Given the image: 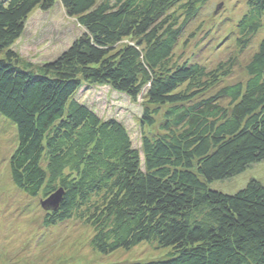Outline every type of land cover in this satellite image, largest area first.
I'll return each instance as SVG.
<instances>
[{
  "label": "trees",
  "instance_id": "obj_1",
  "mask_svg": "<svg viewBox=\"0 0 264 264\" xmlns=\"http://www.w3.org/2000/svg\"><path fill=\"white\" fill-rule=\"evenodd\" d=\"M207 1L0 0V117L16 131L11 180L30 198L62 190L47 226L83 222L103 256L140 244L168 250L164 260L123 264H264V186L210 189L264 161V0H247L233 30L241 51L263 33L247 80L203 98L220 71L177 63L174 52ZM57 2L82 34L53 61L23 65L11 47L34 10ZM83 85L142 98L146 127L165 108L162 133L134 148L123 124L74 98Z\"/></svg>",
  "mask_w": 264,
  "mask_h": 264
},
{
  "label": "rangeland",
  "instance_id": "obj_2",
  "mask_svg": "<svg viewBox=\"0 0 264 264\" xmlns=\"http://www.w3.org/2000/svg\"><path fill=\"white\" fill-rule=\"evenodd\" d=\"M246 1L208 0L183 27L174 61L181 64L190 60L210 72L220 71L216 89L204 93L203 98L214 95L223 86L244 83L248 78L245 65L257 50L263 33L243 51L235 42L233 30L246 11ZM82 32L76 20L69 18L57 2L49 11L34 10L28 16L24 31L11 50L23 65L38 67L53 61ZM74 98L100 118H112L123 124L136 149L140 147L141 136L162 133L159 127L165 108L153 116L155 124L146 127L141 123L142 98L132 102L106 86L87 85H83ZM150 110L153 112L154 107ZM15 133L12 124L0 117V264H123L167 258V249H156L152 244H140L131 250L103 256L91 248L93 233L83 222L73 219L47 226L45 220L49 211L40 205L45 200L43 196L30 198L11 180L8 159L16 144ZM252 179L264 186V161L252 165L231 181L213 182L210 189L235 194Z\"/></svg>",
  "mask_w": 264,
  "mask_h": 264
},
{
  "label": "water",
  "instance_id": "obj_3",
  "mask_svg": "<svg viewBox=\"0 0 264 264\" xmlns=\"http://www.w3.org/2000/svg\"><path fill=\"white\" fill-rule=\"evenodd\" d=\"M63 192L61 189L54 192L47 199L43 200L40 205L45 211L56 210L62 200Z\"/></svg>",
  "mask_w": 264,
  "mask_h": 264
}]
</instances>
